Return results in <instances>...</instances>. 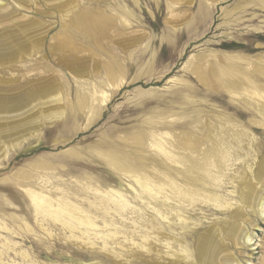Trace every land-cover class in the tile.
Wrapping results in <instances>:
<instances>
[{
    "label": "rangeland",
    "instance_id": "rangeland-1",
    "mask_svg": "<svg viewBox=\"0 0 264 264\" xmlns=\"http://www.w3.org/2000/svg\"><path fill=\"white\" fill-rule=\"evenodd\" d=\"M38 1L42 5L39 9H49ZM83 8L107 19L111 26L105 37L87 39L64 27L75 23ZM73 9L70 18L29 11L45 28L49 26L42 45L24 63L0 67V94H17L32 83L42 82L60 86L67 97L62 118L44 125L40 138L30 139L0 159V221L9 227L0 229L4 261L189 264L191 258L179 254L180 248L187 246L184 249L188 250L200 232L220 225L225 217L220 208L211 202L186 206L181 214L193 224L183 229L170 207L178 203L171 200L165 205L160 199L157 208L168 212L171 222L160 220L163 218L157 212L148 209L154 205L146 204L149 198L137 197L142 191L135 178L114 168L108 153L116 151L142 165L143 169H135L134 174L144 182L147 175L163 177L164 164L170 163L158 151L157 143L177 156L188 154L201 160L204 149L223 138L230 156L215 169L220 173H213L221 175V182H217L221 200L239 205L237 192H241L245 173L253 176L251 168L264 157V114L258 110L264 103V0H78ZM123 13L129 24L121 20ZM66 33L68 43L63 41ZM110 62L123 68L119 87L106 83V65ZM77 67H83L87 79L75 77L73 68ZM222 68L234 72L226 79L240 83L238 95L216 78ZM256 88L263 97L255 96ZM101 90L109 95L107 101H102ZM81 99L89 103L86 110L79 108ZM161 136L168 143H163ZM150 137L153 143L159 142L151 144ZM192 140L199 142L197 152L185 148V142ZM183 166L175 165L176 169ZM173 176L181 182L178 171ZM84 183L101 190L119 189L131 202L123 216H106L109 225L103 223L99 212L100 235L90 230L84 236L90 235L95 245L88 244L87 237L71 238L70 230L50 216L46 220L38 217L27 192L31 188L56 197L70 190L77 193L78 197L73 196L77 203L88 206L94 194L88 191L86 195ZM246 212L256 220L257 226L250 230L260 244L258 249H245L253 254L246 264H264V221L255 218L252 210ZM42 223L52 236L43 231ZM78 229L84 231L85 227ZM78 229L75 233L81 236ZM146 234L151 235L148 251L136 249L132 239L143 241ZM103 240L109 243L108 248H103ZM6 243L15 250H6ZM16 249H25L30 256L25 260Z\"/></svg>",
    "mask_w": 264,
    "mask_h": 264
},
{
    "label": "bare ground",
    "instance_id": "bare-ground-1",
    "mask_svg": "<svg viewBox=\"0 0 264 264\" xmlns=\"http://www.w3.org/2000/svg\"><path fill=\"white\" fill-rule=\"evenodd\" d=\"M40 2L38 0H0V67L3 68L12 66L16 63H24L28 59L34 57L37 48L42 45L45 34L49 30V26H47L48 28H45V25H43L39 19L31 16L29 11H37L39 13H46L49 15H55V13H57L61 17L70 18L74 10L73 8L76 7L78 0H42L43 4L49 8L48 10L44 8L39 9L42 7ZM11 3L15 4V6L11 5ZM51 9H54V11H51ZM22 10L25 11V13ZM55 10L57 12H55ZM124 14L125 13L121 14V20L123 19L122 21H124L125 24H129V18L127 19ZM117 16L119 17V15ZM75 18V23L71 22L70 24H65L64 27L73 29V31L79 34H83L88 37L87 39H98L102 36L105 37L111 26L104 16L92 13L89 8H83V10L77 14ZM111 22H113V20ZM64 37V39L62 38L63 41L68 43L67 41H70V37L67 33ZM73 71L75 77L79 79H87V72L84 71L83 67L73 68ZM233 73L229 68H222L220 70V75L215 76L219 81L222 80L226 89H228L231 93L238 95L241 92L239 91L240 83L238 84L237 82L226 79ZM123 76V68L121 65L118 63L112 64V62L107 63L106 83L109 86L115 87L116 84L118 87L121 86L124 79ZM263 94H261L259 90L255 92V96L257 97H263ZM102 95L104 98L102 101H107L109 95L104 91ZM66 98L65 92L62 88H60V86L57 87L50 83L47 84L42 82L32 83L28 87L22 89V92L17 94H0V159L6 158L11 150L20 148L30 139L32 140V138L35 137L40 138L44 125L51 124L55 120L62 118L67 110L65 105V101L67 100ZM81 101L82 104L79 105V108L81 110H86L85 108H88L89 103L83 99H81ZM258 110L259 113L264 114V103ZM38 121H43L41 122L43 124H40ZM237 135L240 136L239 133ZM153 136L157 137L158 135ZM163 137L162 139H164ZM141 140L142 139H140V141ZM152 143L153 140L151 144ZM163 143L166 144L168 142L164 139ZM157 144H159L157 145V148H160L158 151H162L161 154L163 153L167 158L166 160L170 161V163L164 164L163 177L159 176L150 178V176L147 175L146 180L149 181L145 180L143 182L140 177L134 174L136 171L135 169H143V166L140 164H134L124 159L121 156V153L116 151L108 153L109 163L113 167L115 166L114 168L128 173V176L131 179L135 178L140 185V190L142 191V193L139 192L137 197L141 200L146 197L147 200L149 198L150 201L146 202V204L148 206L152 204L154 205H152V208H147L153 209V211L157 212V214L163 218L160 220H168V222H171L168 212L163 211L161 208H157L158 205L161 204L160 199H163V204L165 205L167 202H171V200H174L179 204L176 206L171 205L170 207L172 210L176 211L177 220L180 221V224H182L181 228L183 229L190 226L192 222L190 220L189 223L188 218H185L183 214H181L185 210L186 206H191L201 202H205L207 204L211 202L214 206H216V208H220V213L225 216L220 225L217 224L211 226L205 231L200 232V234L192 241L191 248L187 250L184 249V247L187 248V246H182L179 250V254L186 253L187 258H191L189 264H246L248 261H251L250 259L253 254L246 252L245 249H258L260 244H257V240H254V232L250 230L251 226H257V224H255L256 220L248 217L246 211L248 209L252 210L255 218L264 221V157L259 160L255 167L251 168L253 176H251L249 172L245 173L241 182L240 194H238L235 190L229 191L231 193L237 192L239 205L234 206L235 203L233 202H223L221 200L222 195L219 194V185L217 184V182H221V175H217L220 171L215 170L217 168H221V166H223L222 163H226L229 155V148L225 139L220 138L219 140L213 141L212 147L204 149L202 154L203 157H200L201 160H198L197 158L192 159L191 152V156L188 154H184V157L182 154L181 156H177L173 153V151L169 150L170 148L167 149L162 147V143L161 145L160 143ZM185 144L186 149L190 148L189 150L195 152L198 151V140L185 142ZM154 148L156 149V147ZM199 155H201V153ZM183 158H185V160ZM189 163L190 165H188ZM175 165H185L183 166L185 169H183V167L181 169H176ZM174 171H178L180 175H182L181 182H178L174 178ZM215 171L217 173H213ZM160 175L162 176V174ZM58 189L61 190V188ZM82 190H85L87 196H89L88 191H91L94 194V200H89L88 206L84 203H77V199H73V196H77V193L70 190H67L65 193L63 190V193L61 192L62 194H60L59 192L60 195L56 194V197L51 193L44 194L41 192L42 190L37 192L31 188H29L27 192L29 193L31 202L34 204V211L38 217H42L43 220H46V218H48L47 216H50L55 221L60 222L65 229L70 230L71 238L74 237L84 240L87 237L86 242L88 244L95 245L96 243L93 239H91L92 237H90V235H87L86 237L84 236L89 234L90 230H93L96 236L100 235V233L97 232L100 227L98 225V218L100 217L99 212H102L103 214V223L109 225L111 223L108 224L105 219L107 218L106 216L111 215L112 213L123 216L124 211L131 208V202L121 190H117L115 188L111 190H101L100 186L93 187L89 184L86 186L84 183ZM112 225H114V223H112ZM26 226L27 229H30L29 223L26 224ZM81 226L85 227L84 231H80L78 229ZM41 228H43V231H46L48 235L52 236L53 232L48 227H45L43 223L41 224ZM0 229L9 230V227L0 221ZM76 229L80 231L82 234L81 236H78L79 234L77 235L75 233ZM110 234L111 233H107L106 236H110ZM116 234L117 233H114L113 237L116 236ZM150 236V234L144 235V240L140 242H136L135 238H133V246L138 250L148 251V244L150 245V241L147 240H149ZM170 239H174V237H171ZM8 243L5 244V247ZM15 243L16 242H14V244ZM168 243L170 244V242ZM108 244L109 243L106 240H103V248H108ZM182 244L183 243H181V245ZM230 246L234 248V250H230ZM253 246L255 247L252 248ZM10 249L15 250L13 246L8 245L6 250ZM16 252L21 254L25 260L30 256V253L25 249H19V252L16 249ZM3 254L4 251L0 250V264H11L4 261L5 258L3 257ZM245 256L249 257V259H244ZM13 262H16L15 264H38L35 261L19 263L14 260Z\"/></svg>",
    "mask_w": 264,
    "mask_h": 264
}]
</instances>
